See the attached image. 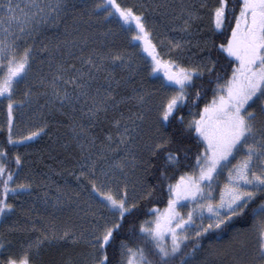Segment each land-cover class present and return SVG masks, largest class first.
Returning a JSON list of instances; mask_svg holds the SVG:
<instances>
[{
    "label": "snow or ice",
    "instance_id": "obj_1",
    "mask_svg": "<svg viewBox=\"0 0 264 264\" xmlns=\"http://www.w3.org/2000/svg\"><path fill=\"white\" fill-rule=\"evenodd\" d=\"M149 8L125 0H0V104L7 115L0 142V223L38 186L31 175L21 179L24 157L18 149L46 135L48 126L42 121L17 134L14 110L55 106L63 114L67 107L89 121L116 112L115 143L124 146L123 155L109 160L108 151H119L109 135L98 158L103 166L84 156L76 178L103 209L84 212L91 217L89 228L34 224L38 235L18 248L0 234V264H39L41 250L58 241L86 247L77 264H264V0L201 2L211 27L197 43L195 59L185 55L190 41L179 33L191 35L193 22L202 19L197 7L181 9L172 29L178 35L167 42L158 38ZM76 9H84L97 30L104 28V37L118 28L126 44L105 42L88 50L87 37L68 38L65 28L55 47L61 57L66 49V58L55 72L34 75L40 52L53 58L37 37L58 30ZM117 69L128 73L125 83L143 73L131 95L120 91L124 78L116 77ZM145 79L155 83L148 87ZM130 100L136 110L125 115L122 106ZM76 127L77 136L87 137L83 124ZM145 200H162L165 207L139 220ZM59 204L57 197L53 207Z\"/></svg>",
    "mask_w": 264,
    "mask_h": 264
},
{
    "label": "trees",
    "instance_id": "obj_2",
    "mask_svg": "<svg viewBox=\"0 0 264 264\" xmlns=\"http://www.w3.org/2000/svg\"><path fill=\"white\" fill-rule=\"evenodd\" d=\"M209 1V6L215 5L216 0ZM77 3H82L83 0H75ZM128 4H147L150 6L149 15L156 25V32L158 38L161 40L170 39L177 36L176 32L172 31L180 20L178 17L181 9L188 4L184 0H125ZM91 3V0H89ZM202 19L195 20L190 29L191 35L179 33L186 40L190 41L185 50L186 56H191L193 59L197 58L199 50L196 45L199 41L207 38L211 21L206 14V10L200 9V0H194V4ZM67 28L70 34L68 38L75 37L82 39L87 37L89 40V49L92 47H103L105 42L115 41L116 44L124 46L127 41V36L121 34L118 28L113 26L114 35L104 37L101 33L104 28L97 30L93 24L88 21V17L84 14V9H76L63 21V24L58 30L48 29L40 37L38 41L53 52V58L49 59L48 53L40 52L36 63L33 66V74H38L41 70L45 75L50 72H55V64L59 63L62 58H66V49H61L65 53V57H61L60 52L56 51V45L64 39V30ZM161 34V35H160ZM162 36V37H161ZM166 37V38H165ZM222 42V41H218ZM37 47H40L38 43ZM43 61V63H41ZM136 62L142 64L140 58L137 57ZM49 63L52 67H49ZM77 67L79 62L77 61ZM116 77L122 80L121 92L131 95L132 88L140 87L141 77L143 73L136 76V79L131 83H125L128 73L124 70L117 69ZM103 74H101V77ZM146 86L151 87L155 81L144 80ZM33 85L38 91H43L37 80H33ZM71 91V88L68 89ZM155 91V89H153ZM161 93H157L155 99H158ZM44 98L41 97L40 103L43 104ZM125 115L128 114V109L136 110L135 102L129 101L128 106H122ZM6 114V105L0 104V142H2L7 135L6 122L4 121ZM14 131L17 134H27L29 129H33L42 121H47L46 135L36 141L29 142V147H20L18 150L24 157V173L23 176L31 175L37 182L33 195L31 198L22 199L17 204L16 213L7 221L0 223V234L6 235L12 241L15 248L20 244L25 243L32 237L38 235V232L32 231L33 225L37 229H43L49 222H53L57 227H63L65 224L75 225L78 229H86L90 227L89 221H85L80 213L83 211H97L99 206L94 201L88 199L87 194L81 190L80 181L77 176L80 173V166L84 162V156L88 155L92 159H98L99 155L105 151L109 145L107 137L112 136L113 142L111 147L119 151H108L107 157L109 160L114 157H119L124 154L123 145L117 146V129L113 124V117L118 118V113L110 111L107 116L103 113L94 121H89L87 117L79 110L73 112L71 109L65 107L63 114L56 109L55 106L40 108L38 105H33L30 108L14 110ZM127 122V121H125ZM77 124H83L87 131V137L81 135L77 136L79 128ZM145 132L148 131V124L142 125ZM75 129V131H74ZM122 131V127L120 129ZM95 139V144H92V139ZM146 138V137H145ZM84 149H81V145ZM98 163L103 166L104 161L98 159ZM80 193V195H77ZM45 194L46 197H45ZM59 197L60 204L53 207L56 198ZM45 198L47 203H45ZM67 200H71L73 207L63 204ZM80 205V206H77ZM91 206V208L89 207ZM96 206V207H94ZM165 202L161 201H141L140 210L138 212L139 220L149 219L150 209L159 207L163 209ZM79 208V215L73 214L71 211ZM60 212L66 213V216L59 221L58 215ZM84 216V214L82 215ZM42 218V219H41ZM85 222V224H82ZM14 227L16 231L9 232V229ZM83 227V228H82ZM87 249L83 244L72 245L62 241L55 242L46 246L41 250L39 257V264H66L67 261H73L77 264L80 260L86 257Z\"/></svg>",
    "mask_w": 264,
    "mask_h": 264
},
{
    "label": "rangeland",
    "instance_id": "obj_3",
    "mask_svg": "<svg viewBox=\"0 0 264 264\" xmlns=\"http://www.w3.org/2000/svg\"><path fill=\"white\" fill-rule=\"evenodd\" d=\"M185 2L188 4V5H193L194 4V0H184V2H182L183 4H185ZM198 2H199V0H198ZM201 2H206V3H209V1L207 2V0H200V3ZM187 5V6H188ZM177 34V33H176ZM161 35V34H160ZM162 37V36H161ZM166 38V37H165ZM141 61V60H140ZM13 116H14V114H13ZM6 120H7V115L5 114V118H4V121L6 122ZM63 204H65L66 206H69V207H73V203H72V201L71 200H67L66 202H64ZM77 206H80V205H77ZM94 207H96V206H94ZM165 207V206H164ZM163 207V208H164ZM83 209V208H82ZM103 211V209H101L100 207H99V209L96 211L97 213H100V212H102ZM74 215L75 214H77V215H79L78 213H79V208H76V209H74V211H71ZM84 214V211H82L81 210V213H80V215H81V217L85 220V221H87V220H91V217L90 216H82ZM66 216V213H64V212H60L59 213V215H58V219H59V221H61L64 217ZM84 221V223H82V224H85V223H88V222H85ZM83 228V227H82ZM87 229V228H86Z\"/></svg>",
    "mask_w": 264,
    "mask_h": 264
}]
</instances>
